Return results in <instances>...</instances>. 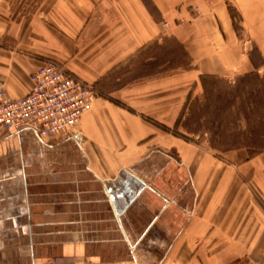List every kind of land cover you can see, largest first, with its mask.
Wrapping results in <instances>:
<instances>
[{"label":"crops","instance_id":"crops-1","mask_svg":"<svg viewBox=\"0 0 264 264\" xmlns=\"http://www.w3.org/2000/svg\"><path fill=\"white\" fill-rule=\"evenodd\" d=\"M48 60L97 97L71 132L0 136V212L26 203L25 247L0 257L264 264V152L172 132L204 78L264 72V0H0L7 93L27 95Z\"/></svg>","mask_w":264,"mask_h":264},{"label":"rangeland","instance_id":"rangeland-1","mask_svg":"<svg viewBox=\"0 0 264 264\" xmlns=\"http://www.w3.org/2000/svg\"><path fill=\"white\" fill-rule=\"evenodd\" d=\"M255 55L260 60L258 54ZM202 87L184 104L172 132L186 141L202 145L215 155L245 147L252 149V153L264 152V72L235 79L210 77L202 82ZM16 170L10 173L18 176L24 172L23 166L17 165ZM177 173H183L179 167ZM20 186H23L21 181L16 186L17 191L23 189ZM25 204L22 201V205L0 212V253L8 250L9 242L16 253L24 249L25 217L22 215L25 214ZM8 261V257H0V264H8Z\"/></svg>","mask_w":264,"mask_h":264},{"label":"built area","instance_id":"built-area-1","mask_svg":"<svg viewBox=\"0 0 264 264\" xmlns=\"http://www.w3.org/2000/svg\"><path fill=\"white\" fill-rule=\"evenodd\" d=\"M27 95L14 99L0 81V136L31 130L40 138L76 129L97 97L93 85L60 62H43Z\"/></svg>","mask_w":264,"mask_h":264},{"label":"trees","instance_id":"trees-1","mask_svg":"<svg viewBox=\"0 0 264 264\" xmlns=\"http://www.w3.org/2000/svg\"><path fill=\"white\" fill-rule=\"evenodd\" d=\"M231 12H232V16H233V19H234V25L238 28V22H237V20H236V15H235V13L233 12V10L231 9ZM239 28H240V24H239ZM246 75H252V73H250V74H246ZM210 77H212V76H209L208 78H210ZM208 78H204V80H206V79H208ZM176 135V134H175ZM178 137H179V135H178Z\"/></svg>","mask_w":264,"mask_h":264}]
</instances>
